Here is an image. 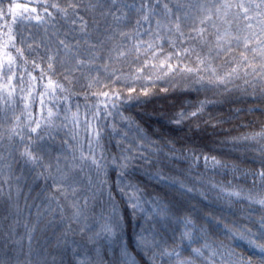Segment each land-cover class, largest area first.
Instances as JSON below:
<instances>
[{
	"label": "snow or ice",
	"instance_id": "1",
	"mask_svg": "<svg viewBox=\"0 0 264 264\" xmlns=\"http://www.w3.org/2000/svg\"><path fill=\"white\" fill-rule=\"evenodd\" d=\"M110 169L143 264H264V0H0V264H140Z\"/></svg>",
	"mask_w": 264,
	"mask_h": 264
},
{
	"label": "rangeland",
	"instance_id": "2",
	"mask_svg": "<svg viewBox=\"0 0 264 264\" xmlns=\"http://www.w3.org/2000/svg\"><path fill=\"white\" fill-rule=\"evenodd\" d=\"M75 91L80 92L81 89L79 87H76ZM172 99L173 97L171 96H169L166 100L165 99H155L148 105L144 106L143 109L156 111L160 115V117H162L167 122V116L170 115L171 111H173V109L170 107V102L172 101ZM189 99H194V97H189ZM75 102L76 101H74V103ZM259 104H260V101L256 100L255 98L249 97L247 99L241 100L239 103H236L234 105L225 104L223 107H218L214 110V114L215 113L227 114V110L229 107H243L246 109L249 106H253V105L258 106ZM162 113L164 115H161ZM240 115H241V120H243L244 123H247L251 117H260L261 113L260 112H255L251 114L241 113ZM239 122L240 121H233V124H236ZM170 127L172 128L174 132V138L176 140H181L182 142L187 141L189 137H191L193 140H198L199 137L202 135L201 133H196L194 131H191L190 126L188 124H185L182 126L170 125ZM224 127H229V125H225ZM240 130L243 131V129H240ZM208 131L210 132L211 129H208ZM212 154L218 155V153H212ZM230 158L234 159L235 157H230ZM175 163L178 167H184V165L180 164L179 161ZM165 171H168V169H165ZM108 179L113 185V193L117 201L119 202L120 209L123 212L124 217H125V230H124L123 239L128 243L129 251L132 253V255L137 259V261L140 262V264H143L141 257L137 254L138 250L135 247V233L139 230L140 224L143 223L144 217L140 215L135 216V220H136L135 224H131L130 222V217L132 215L131 209L128 208L127 205L124 203L125 198H122L118 194V190L115 187L116 181L112 180V178H110L109 176H108ZM217 179H223V177H217ZM140 186L142 188H145L148 192L159 191V189L156 187L155 181L150 180V182L146 186H142V185ZM37 203H39V201H37ZM103 204H104L103 201L97 203L95 210L99 212ZM33 212H35V209H33Z\"/></svg>",
	"mask_w": 264,
	"mask_h": 264
},
{
	"label": "trees",
	"instance_id": "3",
	"mask_svg": "<svg viewBox=\"0 0 264 264\" xmlns=\"http://www.w3.org/2000/svg\"><path fill=\"white\" fill-rule=\"evenodd\" d=\"M17 2L24 3L26 0H17ZM81 106L84 104V100L81 98L79 101ZM128 114L134 116L142 125H151L153 129H160V126L163 124L164 127L160 129L163 134L168 135L169 138H174V132L170 125L162 118L160 115L154 111V110H147V109H141L140 107H134L128 109ZM155 138V137H154ZM107 147L110 149L111 152H117L118 149L113 147L112 144L107 145ZM109 177L112 178V180H117V173L114 170H109ZM129 179L134 180L135 182H138L142 186H146L150 182V178L145 175L144 171L142 169H137L132 175L129 177ZM135 217L131 215L130 222L131 224H135Z\"/></svg>",
	"mask_w": 264,
	"mask_h": 264
}]
</instances>
